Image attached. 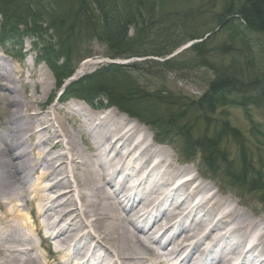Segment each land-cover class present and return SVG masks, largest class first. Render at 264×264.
I'll return each mask as SVG.
<instances>
[{"label": "bare ground", "instance_id": "obj_1", "mask_svg": "<svg viewBox=\"0 0 264 264\" xmlns=\"http://www.w3.org/2000/svg\"><path fill=\"white\" fill-rule=\"evenodd\" d=\"M16 75L0 58L11 109L8 131L0 134V264H67L89 254L96 264H253L256 258L264 264V222L197 178L171 190L190 172L147 145L146 127L116 110L101 117L74 101L69 108L79 119L72 128L93 151L87 155L66 124L72 120L67 113L32 112L40 108L37 96L51 91L49 79L40 75L34 94L23 98ZM51 135L62 150H54ZM32 176L37 183L28 186ZM256 229V242L244 246Z\"/></svg>", "mask_w": 264, "mask_h": 264}, {"label": "rangeland", "instance_id": "obj_2", "mask_svg": "<svg viewBox=\"0 0 264 264\" xmlns=\"http://www.w3.org/2000/svg\"><path fill=\"white\" fill-rule=\"evenodd\" d=\"M119 1L122 4L119 7L122 10L120 11L125 12L128 18L132 10L135 12L130 19H126V15L120 17L130 24L121 25L117 31L118 34H122L123 38L130 42L129 44L133 45L120 46L117 43L119 39L115 36H112L110 40H106L103 38V36L106 37L105 35L98 37L95 32L92 33L86 30L79 32L77 29L74 34L76 39H72L71 66L77 68L76 73L82 67L86 71L82 76L75 77V80L93 74L113 61L123 62L130 66L121 71L119 75L112 76L110 80L105 78L103 80L105 85L111 86L117 91L124 88L123 86L128 80H134L142 89L150 92L160 91L164 97L173 95L197 100L209 90L213 78L212 71L203 65V56L207 57L209 51L213 50L214 58L223 60V64H226L232 56L224 55L222 53L224 50L220 51V46L232 45L236 51L241 52L239 50L240 45L243 43L241 36H235L232 30L224 24L222 26L220 24L219 16L224 14L225 8L229 4L228 0H142L140 3L141 9L134 8L136 3L126 4L124 0ZM234 1V11L241 12L242 10L245 13L242 14L245 18L240 21L242 28H246L249 22L251 23L250 19L254 18L257 21L255 23L257 32L259 31L260 34L263 30L262 36L264 38V14H260L255 18V15H252L253 11L250 13L246 11L247 0ZM6 6L5 2H0L1 14L6 10ZM261 8L264 10V7L261 6ZM36 9L35 12L38 16L36 18L39 23L36 26L39 27L44 24L41 28L36 29L38 32L35 29H30V26L29 29H24L25 26L18 24L19 21L5 24V19L0 14V58L2 62L13 68L17 73L16 79L17 83L20 84V94L23 98L34 94V83L40 75L43 74L49 79L51 91L48 94L37 96L41 101L40 108L32 110V112L45 111L50 112L53 116H62L67 113L72 120L66 122V124L75 134V140L78 141L80 149L85 151L87 155L92 152V155L93 151L81 139V134L76 133L72 128L74 120L77 121L79 116L77 113H72L69 106L74 108L72 103L74 101L87 105L83 100V96L66 94L67 96H64L63 100L60 101L59 96L62 89L58 87V81L53 72L46 64L38 63L39 56L46 48L41 40H45L48 44L50 40L54 41L55 36L52 35L51 30L46 31L44 29L46 24L40 19L42 11ZM32 22L31 20L30 23ZM97 24L101 28V21ZM258 24H261V26L258 27ZM4 27L6 28L4 29ZM261 28L263 29L260 30ZM210 34H215L212 44L208 45V42H206V45L202 44L200 38L206 39ZM36 35L38 39L35 37ZM217 49L219 51H216ZM157 53L165 55L156 57ZM234 57L239 64H244L245 56L243 53L237 52ZM225 59L228 60L225 61ZM165 60L170 61V64L166 66L157 65V63L164 64L163 61ZM94 62H102V64L94 65ZM2 82L0 80V134H6L11 109L6 101L9 92L2 88L4 87ZM66 84H70V82H66ZM99 104L108 108L107 101L92 102L93 107H100ZM86 105L81 107L87 111L90 110ZM156 109L159 113H164L167 107L164 103H160L156 106ZM90 111L103 113L95 108ZM120 112L118 110V113ZM249 112L250 115H247L242 108H218L216 113L211 116L213 123L210 128L204 125L199 126L201 134L204 133L211 138L218 132L219 125L226 121L238 131L236 134L238 141L226 137L223 142V149L228 153L227 159L230 164L234 162L235 167L240 165L246 171L247 176L239 183L233 181L227 171H216L205 165L201 159L202 152L199 150L196 152V158L187 159L186 155L194 153L193 151H186L180 141H177L179 133L176 130L169 131L165 128L150 127L153 125L149 121L140 120V122L135 118L126 116L147 128V133L142 131L148 141L147 145H157L155 149L160 148L166 152L177 168L189 170L190 173L181 174V177L191 176L197 178V184L205 183L212 189L211 193L216 194L221 200L231 201L232 206L237 207L248 217L256 220L260 219L264 222V110L253 106ZM155 134L163 139L162 145H158L154 139ZM139 136L142 135L139 134ZM58 140H60L58 137L49 136V143L57 145L55 151L62 150L60 144H57ZM171 140H173V143L169 142ZM243 154V163H240ZM104 170L106 171L104 175L107 174L108 176L109 173L106 169ZM36 178V176H32L29 179L32 185L37 183ZM234 180H239V178L235 177ZM108 189L110 188L108 187ZM160 191L165 190L161 188ZM33 197L28 191V198ZM34 205L37 206V203L34 202ZM256 231L260 235L261 231L259 229H256ZM34 240L36 243L39 242V236L35 235ZM231 242L232 239L229 238L222 241L226 246L230 245ZM234 251L238 253V250ZM234 258L236 257L234 256ZM67 264H70V261Z\"/></svg>", "mask_w": 264, "mask_h": 264}, {"label": "trees", "instance_id": "obj_3", "mask_svg": "<svg viewBox=\"0 0 264 264\" xmlns=\"http://www.w3.org/2000/svg\"><path fill=\"white\" fill-rule=\"evenodd\" d=\"M124 1L126 4L136 3L134 8L141 9L142 0ZM228 1L229 4L226 6L224 14L219 16L220 24L227 26L235 36H241L243 41L239 47L241 52L236 51L232 45L220 46V51L224 50L222 52L224 55L232 56L226 64H223V60L214 58L213 50L209 51L210 55L208 53L207 57L203 56V65L212 71L213 78L209 90L199 99L192 100L173 95L164 97L160 91L150 92L142 89L134 80H128L123 86L124 88L116 91L103 83L105 78L110 80L112 76H117L126 69L125 66L116 65L102 68L97 73L72 83L68 90L66 89V94H78L84 97L94 95L93 101L105 99L131 117L149 121L153 125L150 127L165 128L169 131L176 130L179 133L177 141H180L186 151L194 153L184 155L187 159L196 158V152L199 150L202 152V162L210 169L227 171L236 183L243 181L247 176L246 171L240 165L235 167L234 162L230 164L227 159L228 153L223 149L226 137L238 141L236 135L238 131L232 128L227 121L219 125L218 132L212 138L204 133L201 134L199 129L201 125L208 128L212 126L211 116L216 113L218 108H242L247 115H250L249 111L253 106L264 110L263 28L260 29L262 31L259 34L255 24L257 21L254 18L250 19L251 23L248 21L249 24L246 28H242L240 21L245 18L242 15L245 14L244 11L235 12V1ZM0 2L7 4L6 10L2 14L0 13L5 19V24L19 21L18 24L25 26L24 29L41 28L44 24L36 26L39 23L35 11L36 8L42 11L40 19L46 24L44 29L51 30L55 37L54 41L50 40L48 44L45 40H41L46 48L39 56V60L45 62L54 72L59 86L63 85L64 81L75 72V68L73 65L71 66L70 58L72 39H76L74 34L77 29L79 32L85 30L95 32L98 37L105 35L106 37L103 36V38L106 40L115 36L119 39L117 43L120 46L133 45L129 44L130 42L123 38L122 34L117 33L121 25L130 24L120 18L126 13L121 12L119 7L122 4L119 0H0ZM246 4V11L248 13L253 11L252 15H255V18L264 14V10L261 8V6L264 7V0H247ZM134 13L132 10L129 18L126 15V19L132 18ZM139 15L141 14L139 13ZM31 20L32 23H30ZM99 21H101V28L97 24ZM260 26L261 24H258V27ZM254 33L256 34L254 35ZM214 36L215 34H210L202 44L206 45V42L208 45L212 44ZM35 37L37 38V35ZM254 41L257 42L254 43ZM237 52L244 54V64H239L234 57ZM164 55L157 53L155 56L162 57ZM61 59H63V63L59 64ZM168 64L170 61H166L164 64L157 63L159 66ZM160 103L166 105V112L159 113L157 111L156 106ZM154 139L159 144L163 142L158 134L154 135ZM169 142L173 143V140ZM243 158L244 154L240 163H243ZM235 177L239 180H234Z\"/></svg>", "mask_w": 264, "mask_h": 264}]
</instances>
